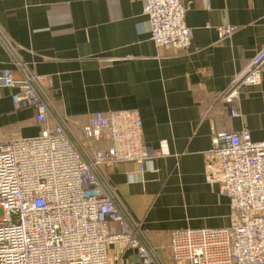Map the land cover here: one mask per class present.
<instances>
[{
    "label": "crops",
    "instance_id": "1",
    "mask_svg": "<svg viewBox=\"0 0 264 264\" xmlns=\"http://www.w3.org/2000/svg\"><path fill=\"white\" fill-rule=\"evenodd\" d=\"M186 24L192 42L183 52L154 44L143 0H0V71L21 79L17 62L42 78L53 111L73 128L98 112L136 109L144 143L166 146L144 171L130 162L106 168L117 201L163 258L172 231L225 228L236 215L212 136L247 130L264 141V69L232 105L222 98L264 45V0H190ZM230 26L236 31L221 38L219 29ZM0 131L42 132L36 111L16 110L3 87Z\"/></svg>",
    "mask_w": 264,
    "mask_h": 264
},
{
    "label": "built area",
    "instance_id": "2",
    "mask_svg": "<svg viewBox=\"0 0 264 264\" xmlns=\"http://www.w3.org/2000/svg\"><path fill=\"white\" fill-rule=\"evenodd\" d=\"M190 0H143L151 40L159 48L187 51ZM235 27L219 29L229 37ZM12 49L15 48L11 45ZM22 78L0 71V88L12 91L16 110L34 109L38 137L0 131V264H166L128 216L108 184L106 168L145 164L167 155L144 143L138 110L98 112L73 128L55 113L42 78L15 63ZM264 45L222 94L228 105L243 87L259 83ZM229 112L235 116V110ZM211 156L236 215L225 228L178 229L169 238L173 264H264V141L245 130L215 133ZM119 248L117 257L111 251ZM131 252L133 259L126 260Z\"/></svg>",
    "mask_w": 264,
    "mask_h": 264
},
{
    "label": "rangeland",
    "instance_id": "3",
    "mask_svg": "<svg viewBox=\"0 0 264 264\" xmlns=\"http://www.w3.org/2000/svg\"><path fill=\"white\" fill-rule=\"evenodd\" d=\"M166 252L169 253V249H168V247H167V249H166ZM169 257H170V256H169ZM164 261L166 262V264H172V263H173V262L171 261V259H169V258H165Z\"/></svg>",
    "mask_w": 264,
    "mask_h": 264
},
{
    "label": "trees",
    "instance_id": "4",
    "mask_svg": "<svg viewBox=\"0 0 264 264\" xmlns=\"http://www.w3.org/2000/svg\"><path fill=\"white\" fill-rule=\"evenodd\" d=\"M168 249H169V248H168ZM164 253H165V256H166L165 258H169V259H171V257H169V256H170V253H167V252H165V251H164ZM165 258H164V259H165Z\"/></svg>",
    "mask_w": 264,
    "mask_h": 264
}]
</instances>
